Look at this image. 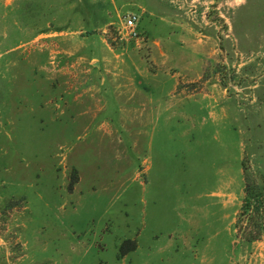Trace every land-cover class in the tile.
I'll list each match as a JSON object with an SVG mask.
<instances>
[{"label":"rangeland","instance_id":"374dc122","mask_svg":"<svg viewBox=\"0 0 264 264\" xmlns=\"http://www.w3.org/2000/svg\"><path fill=\"white\" fill-rule=\"evenodd\" d=\"M0 264H264V0H0Z\"/></svg>","mask_w":264,"mask_h":264},{"label":"built area","instance_id":"2783aa9c","mask_svg":"<svg viewBox=\"0 0 264 264\" xmlns=\"http://www.w3.org/2000/svg\"><path fill=\"white\" fill-rule=\"evenodd\" d=\"M136 21L137 20H136L135 16H129L126 19L125 24H124L125 30H129V31H131V33H133Z\"/></svg>","mask_w":264,"mask_h":264}]
</instances>
